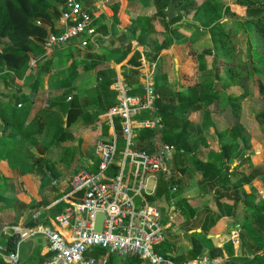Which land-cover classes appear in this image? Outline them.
I'll return each mask as SVG.
<instances>
[{"label": "trees", "instance_id": "obj_1", "mask_svg": "<svg viewBox=\"0 0 264 264\" xmlns=\"http://www.w3.org/2000/svg\"><path fill=\"white\" fill-rule=\"evenodd\" d=\"M65 1L0 0V74L5 72L3 77L12 74L20 77L29 68L32 58L40 55V59H46L42 45L50 33L61 32L57 21L64 11ZM132 24L131 29L120 33L117 40L125 39L127 33L129 42L136 41L143 48L147 61L156 63L154 87L159 98L154 115L161 120L157 130L138 134L139 147L148 150L170 144L176 148L167 171L159 175L156 194L151 201L167 202L170 198H177L180 212L172 225L178 228L188 226L196 217L190 198L185 195L191 186L190 178H195L197 197L203 205L208 208L212 203L200 226L186 232L189 246L185 252L168 255L165 248L174 244L165 241L160 246V253L176 263L202 256L211 259L224 257L225 254L224 264H264V175L257 170L264 162V136L259 144L252 146L244 138L240 123L242 102L246 98L261 99L264 106V1L152 0L150 12L145 10ZM181 28L188 34L186 39L190 44L207 41L196 54L200 78L186 88L172 82L168 55L159 57L162 50L172 45L170 33ZM110 31L111 37L114 36L115 28ZM240 34L246 41V60L241 52ZM127 46L128 50L129 44ZM84 53L88 62L85 61L83 70H96L95 113L84 108L78 95L73 94L66 103V121L54 142L55 149L72 139L67 130L75 122L92 124L116 104V94L110 89L115 74L104 65L107 54L99 49L94 52L86 49ZM127 53H120L117 63ZM138 58V53L131 57L129 63L133 68L124 74L125 80L134 88L132 94H141L142 90L140 85L137 86ZM48 66L46 61L41 69ZM74 69L73 63L69 72ZM73 76L72 73L69 77ZM39 80L40 76L34 79V92ZM72 93L73 89L68 90L64 98ZM256 122L264 127V109L257 114ZM5 127L13 128L8 121ZM116 132H119L118 124ZM102 140L107 141V135ZM39 149L44 152V148ZM65 156L66 152L58 162L63 163ZM31 163L34 167L32 175L43 179L50 166L47 159L32 155ZM73 173L70 171L68 177ZM174 186L177 191L171 193ZM43 205L39 201L31 209L36 211ZM64 206L60 204L53 214ZM225 217L240 221L237 250L231 240L222 249L215 246L207 235L215 223ZM38 224V221L31 222L30 228ZM13 248V240L9 239L3 252L6 254ZM35 252L36 249L33 254ZM48 258L49 254L40 258L38 263ZM109 264L145 263L139 258L110 257Z\"/></svg>", "mask_w": 264, "mask_h": 264}, {"label": "built area", "instance_id": "obj_2", "mask_svg": "<svg viewBox=\"0 0 264 264\" xmlns=\"http://www.w3.org/2000/svg\"><path fill=\"white\" fill-rule=\"evenodd\" d=\"M94 20L83 10L81 0H66L57 21L61 32L48 35L42 45L45 55L74 40L80 49L88 48L96 34ZM140 62L137 69L141 94H132L134 88L122 75L115 76L111 83L116 104L103 115L110 133L107 141L95 145L96 158L90 166L96 171L82 169L71 176L69 190L51 207L60 203L65 206L49 224L27 232L12 228L14 248L2 255L6 264H19L21 243L26 237H40L46 243L50 258L39 264H109L110 257L139 258L145 264L225 263V256H202L176 263L160 253L180 211L177 198L167 202H153L151 198L156 194L159 175L167 171L176 148L170 144H153L155 148L148 150L139 147L138 134L157 130L161 125L160 118L154 115L159 98L154 87L155 63L146 67L144 59ZM34 64L31 60L29 66ZM120 141L122 147H118ZM118 151L122 156L116 158ZM176 191L174 186L171 193ZM162 203L167 207L166 213L160 207ZM40 215L37 211L34 218ZM99 215L101 227L95 231Z\"/></svg>", "mask_w": 264, "mask_h": 264}, {"label": "crops", "instance_id": "obj_3", "mask_svg": "<svg viewBox=\"0 0 264 264\" xmlns=\"http://www.w3.org/2000/svg\"><path fill=\"white\" fill-rule=\"evenodd\" d=\"M81 1L83 10L95 18L94 28L96 34L90 45V49H93V52L99 49V51L107 54L104 65L109 70H112L115 76H124L127 70L133 68L129 60L136 53L139 54V63H141V59H144L146 61V67L150 66V62L147 61L143 54V48L136 41L129 42L127 33L125 39L117 40V37L120 33L129 31L133 25V21L140 18L145 10L146 12H150L152 0ZM114 7H116L115 12L113 11ZM112 27L115 28L116 33L111 37L112 33L110 29ZM103 32L105 36H101ZM170 34H172V45L169 49L162 50L159 57L168 55L172 59L177 77L181 76L177 72L182 71L181 68L178 70V63H183L187 60L182 46H184L188 34L183 28L179 31H173ZM181 34L184 36L180 37ZM186 43L193 45L190 44L188 39ZM128 44L129 49L127 50ZM86 49H80L77 45V40H74L49 52L48 55H45V60L40 59V55L32 58L35 64L29 66L20 77L14 76L13 74L3 77L5 72L0 74V244L3 246L2 250H0V264H6L2 255L4 256L5 254L3 250L8 240H13V236L10 237L12 235V228L17 227L21 231L24 230L27 232L35 228H30L31 222L38 221V225L46 221L50 222L54 215L53 210L63 203L51 207L52 204L62 199L63 196H59L61 194L64 195L69 190L70 178L77 172L75 170L68 177L67 174H64V171L60 170L62 165L60 163L59 166H55V169H59L57 171L54 169L50 173L52 181L50 186L47 187L46 177L41 179L40 177H34L32 175L34 167L31 163V156L45 157L49 165L52 166L53 162L51 158H56L57 160L64 155L65 152H57L61 145L58 149H55L54 142L61 131L60 127L64 128L66 121V103L73 94L78 95L84 108L91 110L92 114L95 113L94 109L96 106L93 105V101L97 87L95 80L96 70H83L85 61L88 62L84 53ZM122 52L128 53L120 63H117V59ZM46 61L49 62V66L43 70L41 66ZM73 63L75 64V69L73 72H69ZM72 73L74 76L70 78L69 76ZM38 76H40V80L36 88L37 91L34 92V79ZM138 85H140L139 80ZM179 85L181 86V84ZM70 89H73V93L65 99L64 93ZM233 91L236 92L235 90ZM103 115H99L92 123H103L106 128V133L109 134L110 131L103 121ZM6 121L13 128L7 129L5 127ZM98 128L96 126L95 129L98 130ZM40 146L44 148V152L40 151ZM49 156L51 157L48 158ZM95 158L96 153L94 147L93 155L87 159L88 166H90V162ZM47 172L45 171V176ZM53 176L57 178L55 179ZM41 189L42 192L40 193L39 190ZM195 197L200 202L199 204H202V201L197 197V193ZM39 201L47 205H43L36 211H32L31 207ZM21 202L28 204L30 206L29 209H31L27 226L26 224H22L24 220L23 216L17 217L16 214H13V209ZM37 211L41 212V215L34 218V213ZM239 223L240 221L233 217L222 218L215 223L216 225L208 231L207 235L209 238H219V233H222L226 228V232L230 236L226 239L223 237V241L218 239L221 240L218 244H214L216 243L214 240L212 242L215 246L223 249V245L231 240L234 244V249L237 250L239 229H236ZM171 232H175V227L171 229ZM37 238L40 237H26L21 243L20 264L25 260L29 261V264H39L38 260L48 255L45 241L42 238ZM34 249H36V252L33 254ZM224 256L226 257L225 254Z\"/></svg>", "mask_w": 264, "mask_h": 264}, {"label": "rangeland", "instance_id": "obj_4", "mask_svg": "<svg viewBox=\"0 0 264 264\" xmlns=\"http://www.w3.org/2000/svg\"><path fill=\"white\" fill-rule=\"evenodd\" d=\"M237 11L241 12L239 10ZM183 36L182 34L180 35V37H183ZM240 41H241V49H242L241 52L243 54V59L246 60V57H247L246 41L242 34H240ZM3 42L5 43L6 40H3ZM186 42H187V39H185V43H184V46H182V49H183V52L185 53L187 60L183 63H178V66H179L178 70H180L179 68H181L182 71H178L177 73L181 74V76L176 77L175 75L176 72L174 70V64H173L172 59L169 58L167 60V63L170 62L168 66H171L170 78L172 82H178L183 87H189L193 85L200 78V74L198 73V70H197L196 54L199 52L198 50H200L202 46L205 45L206 41L197 42L193 45H188V43ZM58 47H56V49ZM90 48L91 46H89L87 49H90ZM196 76H197V79H196ZM41 88H42V85H41ZM263 109H264V106H263V101L261 99L248 97L242 102V112H241V117H240V123L244 129V132H243L244 138L248 141L249 144H252V146H256L257 144H259L264 136V127L260 126L258 122H256L257 114L261 112ZM96 126L99 127L98 130L95 129ZM60 129L62 130L63 127H60ZM67 132L73 137L71 140L63 142L59 150L57 151V152H62V153L66 152V156H65L66 158L63 161L60 167V170L64 171V174H67V175L70 173V171L74 172L75 170L78 171L82 169L88 170L90 172H95L96 167L88 166L87 159L93 155L94 147L96 143L98 141H101L103 139V136L107 135L105 125L103 123L87 124L79 120L75 122L72 125V127L67 130ZM48 145L50 146V144ZM120 146L121 147L123 146L121 141L118 143V147ZM121 156H122L121 151L120 152L118 151L116 154V158H119ZM50 157L51 156H49L48 158ZM51 161L53 162V165L50 166L48 170L49 173L47 172L48 174L46 173V176H45L47 178V182H46L47 187L50 186V183L52 181L50 173L54 171L55 166L60 165V163L58 162L59 159L56 160V158H51ZM260 162L261 161H259V163ZM169 165L170 163H168V167ZM58 169L59 168H56L55 170L57 171ZM257 170L259 171L261 175L262 174L264 175V162L258 165ZM180 178H183V177L180 176ZM190 180H191L190 181L191 186L188 192L187 191L185 192L186 193L185 195H188V197L190 198V205L192 208H194V211L196 212V217H194L189 222V224H187L188 226L180 227V228L175 227V232L173 233L169 231L170 237L175 238L173 239L175 240V243L173 246L165 248L166 253H168V255L169 254L173 255L176 252L182 253L187 250L189 243L185 236L186 232H188L190 228L191 229L198 228L200 226L199 224H201L205 215L212 208V203L210 204L211 207L208 206V208L203 205V202H201L202 204H199L200 202L197 201V198L195 197L197 193V189L195 185V178H190ZM39 192L41 193L42 189L39 190ZM62 196L63 195L61 194L59 197H62ZM165 204L167 206L169 205V203H165ZM160 207H162L163 212L166 213L167 207L164 206L163 203L160 205ZM29 208L30 206H28V204L21 202L20 204L16 206L15 209H13V212H14L13 214H16L17 217H20V216L24 217L22 224L24 225L26 224V226L28 223V216L31 212V209ZM239 228H240V224L238 225V228L236 230H238ZM219 235H220L219 238H215V237L211 238L212 240L216 242L214 244H218L219 242H221L223 237H225L226 239L230 236V234L226 232V228L222 231V233H219ZM178 238H181V239H178ZM37 239H40V238H37ZM218 239H221V240H218ZM2 248L3 246L0 244V250H2ZM29 263L30 262L27 260L22 262V264H29Z\"/></svg>", "mask_w": 264, "mask_h": 264}, {"label": "water", "instance_id": "obj_5", "mask_svg": "<svg viewBox=\"0 0 264 264\" xmlns=\"http://www.w3.org/2000/svg\"><path fill=\"white\" fill-rule=\"evenodd\" d=\"M101 221H102V216L101 215H99V216H97V219H96V225H95V231H99L100 230V227H101ZM198 232H200V230H197ZM191 232H193V231H191ZM190 232V233H191ZM166 241L167 242H169V243H172V244H174L175 243V240H173L172 238H170V236L169 235H166ZM178 239H180V238H178Z\"/></svg>", "mask_w": 264, "mask_h": 264}]
</instances>
